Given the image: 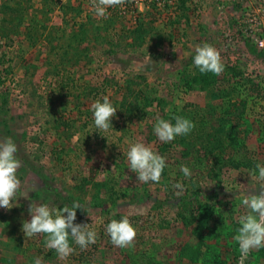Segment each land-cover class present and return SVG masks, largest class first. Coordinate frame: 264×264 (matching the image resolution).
<instances>
[{
  "label": "rangeland",
  "instance_id": "obj_1",
  "mask_svg": "<svg viewBox=\"0 0 264 264\" xmlns=\"http://www.w3.org/2000/svg\"><path fill=\"white\" fill-rule=\"evenodd\" d=\"M94 2L0 0V140L21 161L14 206L0 208V264H264V247L242 257L235 239L264 163V0H124L106 17ZM204 43L220 53L219 75L193 65ZM104 96L117 108L107 132L90 111ZM176 116L195 127L160 141L157 119ZM135 141L165 158L159 182L129 168ZM32 201L81 203L76 222L96 242L61 259L47 234L26 237ZM123 216L137 234L121 248L106 224Z\"/></svg>",
  "mask_w": 264,
  "mask_h": 264
},
{
  "label": "clouds",
  "instance_id": "obj_2",
  "mask_svg": "<svg viewBox=\"0 0 264 264\" xmlns=\"http://www.w3.org/2000/svg\"><path fill=\"white\" fill-rule=\"evenodd\" d=\"M123 2L124 0H95L92 8L96 16L106 17L108 8ZM192 62L201 73L219 75L224 69L220 53L208 43L195 46ZM116 110L108 96L95 100L90 107L95 127L107 132L113 126L112 117ZM194 127V122L190 119L176 116L174 122L158 118L153 131L160 141L168 143L177 136L189 134ZM17 152V144L11 137L0 140V208L11 209L18 197L21 181L17 170L21 161ZM126 157L129 168L136 173L138 180L144 183L160 181L166 160L150 146L142 141L130 142ZM180 170L185 177L191 176L187 165H181ZM252 175L257 190L241 197L245 210L238 217L240 227L238 235L235 236L242 257H246L252 249L264 247V163H258ZM175 187L183 189L180 183ZM81 207L82 204L76 201L59 209L46 202L32 201L28 206L31 219L23 221L22 231L26 237L47 234L46 247L54 249L61 259H65L74 251L73 243L81 249H86L96 242L97 234L89 227V223L76 222L77 210ZM106 232L111 242L121 248L132 246L137 234L127 216L110 220L106 224ZM34 264H42L41 259L36 258Z\"/></svg>",
  "mask_w": 264,
  "mask_h": 264
},
{
  "label": "trees",
  "instance_id": "obj_3",
  "mask_svg": "<svg viewBox=\"0 0 264 264\" xmlns=\"http://www.w3.org/2000/svg\"><path fill=\"white\" fill-rule=\"evenodd\" d=\"M232 69H234V68H232ZM204 76H205V75H204ZM202 77H203V76H202ZM202 77H201V78H202ZM204 81H205V80H204ZM205 90H206V89H205ZM242 106H243V107H242V109H243V108L245 107V104L243 103ZM237 107H238V106H237ZM236 109H238V110H237V114H239V113L242 114V111H243V110H240V108H236ZM226 124H227V119L223 117L221 126H222L223 128H225V127H226ZM222 142H223V140H222ZM244 159H245V158H244ZM244 162L247 163V159H246ZM231 164H232V165H238L237 162H234V161H232V160H231ZM240 165H243V162H240ZM197 235H200V234H197ZM206 235H207V234H206ZM209 235H212V234H209V233H208V236H209ZM217 240H218V239H216V241H217ZM212 245H213V244H212ZM218 251H219V250H218ZM218 251H217V249H214V250H213V255H216V256L218 257V255H217V254H219ZM190 259H192V258H190ZM210 261H211V262H210ZM210 261L207 262V263L205 262L204 264H221V263H220L221 261L218 260V259H215V260H214V259H211Z\"/></svg>",
  "mask_w": 264,
  "mask_h": 264
},
{
  "label": "crops",
  "instance_id": "obj_4",
  "mask_svg": "<svg viewBox=\"0 0 264 264\" xmlns=\"http://www.w3.org/2000/svg\"><path fill=\"white\" fill-rule=\"evenodd\" d=\"M185 250H182V251H180L179 253H178V255L180 254V256L182 257V258H184V256H186L184 253ZM2 255H4V254H2Z\"/></svg>",
  "mask_w": 264,
  "mask_h": 264
}]
</instances>
